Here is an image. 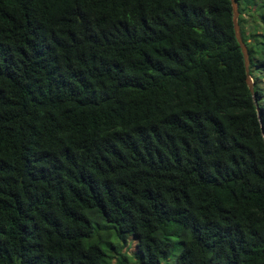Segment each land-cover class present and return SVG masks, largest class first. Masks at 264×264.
I'll use <instances>...</instances> for the list:
<instances>
[{
  "label": "trees",
  "instance_id": "16d2710c",
  "mask_svg": "<svg viewBox=\"0 0 264 264\" xmlns=\"http://www.w3.org/2000/svg\"><path fill=\"white\" fill-rule=\"evenodd\" d=\"M234 1L256 106L230 0H0V264H264V0Z\"/></svg>",
  "mask_w": 264,
  "mask_h": 264
},
{
  "label": "water",
  "instance_id": "95a60500",
  "mask_svg": "<svg viewBox=\"0 0 264 264\" xmlns=\"http://www.w3.org/2000/svg\"><path fill=\"white\" fill-rule=\"evenodd\" d=\"M230 4H231V9H232V26H233V31H234V35H235V39L237 41V44L240 48L241 54H242V58H243V65H244V73H245V81L248 87V90L252 96V100L254 101V104L256 106V101L255 98L253 96V84H252V79L249 75V69H248V54L245 48V45L243 43V41L241 40V36H240V32H239V27L237 24V6L234 0H230ZM256 113H257V118L259 120L260 123V132L261 135L263 137L264 140V130L263 127L261 125V120L256 108Z\"/></svg>",
  "mask_w": 264,
  "mask_h": 264
},
{
  "label": "rangeland",
  "instance_id": "374dc122",
  "mask_svg": "<svg viewBox=\"0 0 264 264\" xmlns=\"http://www.w3.org/2000/svg\"><path fill=\"white\" fill-rule=\"evenodd\" d=\"M261 30H262L261 32L264 34V26ZM259 41H260L259 42L260 47H258V49H262V47H264V38H261ZM250 74L253 78H255L256 86L260 88L264 96V71L259 70L256 67H251ZM133 243H134V238L132 236H129L127 238V245L123 247V250L125 251L130 264H135V262H133L134 261L133 260L134 259L133 249H132ZM175 252H176V244L173 241L171 248H170V253L167 259L165 260V262H170L173 259Z\"/></svg>",
  "mask_w": 264,
  "mask_h": 264
}]
</instances>
